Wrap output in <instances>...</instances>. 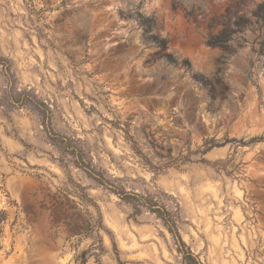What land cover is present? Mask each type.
<instances>
[{"label":"rangeland","instance_id":"obj_1","mask_svg":"<svg viewBox=\"0 0 264 264\" xmlns=\"http://www.w3.org/2000/svg\"><path fill=\"white\" fill-rule=\"evenodd\" d=\"M260 6L0 0V264H184L161 219L115 192L166 209L203 264H264ZM145 28L208 86L160 59ZM209 140L228 143L200 154Z\"/></svg>","mask_w":264,"mask_h":264},{"label":"trees","instance_id":"obj_2","mask_svg":"<svg viewBox=\"0 0 264 264\" xmlns=\"http://www.w3.org/2000/svg\"><path fill=\"white\" fill-rule=\"evenodd\" d=\"M256 17L260 20V22L262 23L263 27H264V6H260L257 10L256 13ZM248 23L246 20H238V22H236V26L237 27H242V25ZM146 27V26H145ZM144 39L145 41L154 49L157 50V54L159 55V58L162 59L163 61H165L167 64L170 63L174 66H178V67H185V71L189 73V75L191 76V78L197 82L198 84L207 87L208 83L207 81L204 79V77L200 74H196L192 71L191 66L189 64L188 61H183V62H178L176 59L172 58L169 54L165 53V51L167 50V46H166V42L163 39H158L155 36L149 35L147 29L145 28L144 30ZM227 36H225L224 34H221L218 37L215 38H211L208 41V45L209 46H216L218 44L224 43L226 42ZM0 65L4 68L7 69V62L6 60H4L3 58H0ZM27 99L30 101V103L39 110V112L41 113V117H42V124L45 127V132L48 136V138L51 140V142H53L54 144L58 145L62 150H64L65 152H68L70 154L73 155V153L75 152L74 149L72 147H70V143L68 140H66L63 137H60L58 135H56L50 128V125L48 123V109L44 107V104H40L38 102H36L34 99H30L29 97H27ZM260 139V138H259ZM257 140L256 138H254L252 141ZM235 141V140H232ZM260 141V140H258ZM226 143H228L227 141L221 145H218L214 140H209L208 142H204V144L202 145L203 150L201 152H199L200 154L204 155L206 154L208 151H210L211 149L215 148V147H221L226 145ZM78 168L82 169L84 172H86L93 180H95V182H97L99 185L101 186H108L106 180L104 178H102L101 176H99L98 174H96V172L89 168V166H86L85 164H83L82 162L78 163ZM116 195H118L122 200H126L128 201V203H135L137 204H141L144 207H146L150 212L156 214L161 221L163 222L164 226L167 228L169 234L171 235L174 244L176 245V250L177 253L181 256L182 262L184 264H203L202 262L199 261V259L194 256L190 250L185 246L184 242L182 241L179 232L177 230L176 227V223L175 220L173 219V217L170 215V213L164 209L161 208L159 206H157L154 202L152 201H146L143 197L137 195V194H127L125 192H115ZM85 254L82 253L80 255V264H84L85 263Z\"/></svg>","mask_w":264,"mask_h":264}]
</instances>
